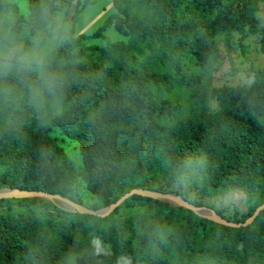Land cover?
Instances as JSON below:
<instances>
[{
  "label": "trees",
  "instance_id": "obj_1",
  "mask_svg": "<svg viewBox=\"0 0 264 264\" xmlns=\"http://www.w3.org/2000/svg\"><path fill=\"white\" fill-rule=\"evenodd\" d=\"M259 1L112 0L101 25L77 36L70 28L39 72L0 75V187L85 206L74 192L80 178L97 199L92 209L134 188L179 185L199 207L240 190L244 218L216 213L244 222L264 203V66L236 85L212 81L235 69L234 33L240 48L249 32L264 51ZM55 2L27 0L24 15L0 0V43L65 32L53 26ZM110 26L127 40H110ZM95 37L105 42L80 43ZM56 128L78 146L83 175L51 135ZM124 207L137 209L125 215ZM0 264H264V209L230 226L144 195L103 217L39 198L0 199Z\"/></svg>",
  "mask_w": 264,
  "mask_h": 264
},
{
  "label": "rangeland",
  "instance_id": "obj_2",
  "mask_svg": "<svg viewBox=\"0 0 264 264\" xmlns=\"http://www.w3.org/2000/svg\"><path fill=\"white\" fill-rule=\"evenodd\" d=\"M17 4L20 12L27 15V0H8ZM84 0H57L54 7V15L52 19L53 26L56 28L58 26H64L65 32H55L52 35L36 34L35 37L32 35L26 37L22 33L19 35V39L13 45H7L5 43H0V75L15 71L19 68L26 67L28 70H32L35 73L40 71V63L43 58L52 50V48L60 43L63 37H66L68 30L73 29L71 36H77L79 33H91L102 21L115 10L112 0H90L89 3L78 13L77 18L74 20L72 16L74 14V9L79 8ZM258 12L259 17L264 25V1H259ZM48 24L47 26H49ZM70 32V30H69ZM110 40H127V37L119 33L113 26L107 27L103 32ZM38 35V36H37ZM238 33L233 34L235 38L234 47L236 48L235 54V69L232 72L226 71L224 75L220 78H214L212 85L214 88H219L223 85H236L242 83L247 74L256 68H261L264 66V51L260 47L259 39L254 35L247 32L246 38L243 40V48L238 46ZM46 38V43L40 45V41ZM105 39L103 37H95L88 40H83L81 44L97 43L103 44ZM28 55H25V54ZM217 108V103L212 100L210 103V109L215 110ZM51 135L54 136L70 156V158L76 163L77 168L82 172V158L76 143L72 140L67 139L62 135L59 129H53ZM6 169L5 165L0 164V173ZM80 175V176H81ZM83 180V179H82ZM84 182V180H83ZM1 189V187H0ZM84 189L83 183L78 178L75 185L74 192L77 193L81 200L84 202L85 206L93 205L97 199L92 194ZM171 193L179 196L180 188L179 185L171 188ZM244 195L240 190H233L224 194L217 195L213 198L203 199V206L219 212V215L227 218L228 220H238L245 216L246 208L243 202ZM53 204L61 207L60 203L52 202ZM137 208L134 207H124L121 208V212L125 215L130 214Z\"/></svg>",
  "mask_w": 264,
  "mask_h": 264
},
{
  "label": "water",
  "instance_id": "obj_3",
  "mask_svg": "<svg viewBox=\"0 0 264 264\" xmlns=\"http://www.w3.org/2000/svg\"><path fill=\"white\" fill-rule=\"evenodd\" d=\"M132 195H144L152 198H156L165 202H168L172 205L182 206L184 208H188L193 210L195 213L210 218L213 221L218 223H222L230 226H240L246 225L253 222V220L257 217L259 212L264 209V203L258 206L252 215H250L244 222L235 223L232 221H227L221 216H219L214 210L204 207V206H195L188 201L184 200L180 196L174 193H162L158 191H149L141 188H134L131 191L127 192L123 196H121L117 201L113 204L108 205L99 209L88 208L87 206L78 204L77 202L64 197L57 193H49L42 190H25V189H15V188H1L0 189V199H11V198H39L43 200H47L50 202H58L61 205V208L69 210V211H77L80 213H87L98 216H107L109 215L115 208L119 207L127 198Z\"/></svg>",
  "mask_w": 264,
  "mask_h": 264
},
{
  "label": "clouds",
  "instance_id": "obj_4",
  "mask_svg": "<svg viewBox=\"0 0 264 264\" xmlns=\"http://www.w3.org/2000/svg\"><path fill=\"white\" fill-rule=\"evenodd\" d=\"M25 55H28L27 53Z\"/></svg>",
  "mask_w": 264,
  "mask_h": 264
}]
</instances>
